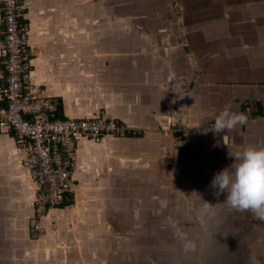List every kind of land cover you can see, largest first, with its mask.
Here are the masks:
<instances>
[{"label": "crops", "instance_id": "crops-1", "mask_svg": "<svg viewBox=\"0 0 264 264\" xmlns=\"http://www.w3.org/2000/svg\"><path fill=\"white\" fill-rule=\"evenodd\" d=\"M21 21L30 81L55 104L56 118L103 117L138 135L81 140L71 200L50 210L34 237L37 186L0 126V264H178L170 252L179 246L198 251L207 242L203 209L215 216L206 202L226 200L212 187L215 170L235 162L229 151L264 147V117L254 116L264 108V32L228 37L223 52H200L195 36L191 50L182 39L168 45L166 35L126 40L100 0H23ZM3 39L0 4V60ZM225 108L252 111L231 133L230 148L225 133L207 130ZM170 232L172 244L161 237Z\"/></svg>", "mask_w": 264, "mask_h": 264}, {"label": "rangeland", "instance_id": "rangeland-1", "mask_svg": "<svg viewBox=\"0 0 264 264\" xmlns=\"http://www.w3.org/2000/svg\"><path fill=\"white\" fill-rule=\"evenodd\" d=\"M100 2L104 7L105 16L120 19L121 35L124 36L122 39L126 40L128 35L137 38L148 35L150 38L153 36V39L166 35L169 39L168 45L177 44V40L182 39L185 49L191 50L194 49L192 38L195 36V49L201 47L200 52H209L212 49L223 52L224 45L230 44L225 41L228 37L241 36L248 31V36L255 38L257 32H260V35L264 32V0ZM253 18L256 22L250 24ZM225 59L227 58L218 57L217 61ZM238 62L240 59H234L230 64ZM215 171L216 174L222 172L219 169ZM224 196L226 197L227 193H224ZM204 201H200L201 205H204ZM206 204L215 208L214 217H209L208 212L204 213L206 209L202 211L201 223L206 225L202 235L207 242L205 241L195 253L192 250H182L179 246L175 253L170 252L171 259H178V264H190L189 260L192 258L195 260L191 264H264V221L257 219L250 211H238L233 208L226 210L230 206L225 200H208ZM40 232L31 230L30 235L37 237ZM184 234L183 239L190 240L189 233ZM164 235L161 237L166 239L169 236L170 244L176 240L173 232ZM191 241L197 243L196 238Z\"/></svg>", "mask_w": 264, "mask_h": 264}, {"label": "built area", "instance_id": "built-area-1", "mask_svg": "<svg viewBox=\"0 0 264 264\" xmlns=\"http://www.w3.org/2000/svg\"><path fill=\"white\" fill-rule=\"evenodd\" d=\"M4 39L0 66V126L23 151L22 166L35 182L32 232H40L41 220L71 200L77 149L81 140L135 137L138 132L106 118L58 119L55 104L37 96L30 81L32 58L29 30L21 21L23 0H0ZM248 108L246 116L252 118ZM264 117V108L262 110Z\"/></svg>", "mask_w": 264, "mask_h": 264}, {"label": "clouds", "instance_id": "clouds-1", "mask_svg": "<svg viewBox=\"0 0 264 264\" xmlns=\"http://www.w3.org/2000/svg\"><path fill=\"white\" fill-rule=\"evenodd\" d=\"M247 116L242 112H233L228 108L213 117L214 123L207 129L217 134L225 133L222 137L224 145L237 125L247 122ZM235 162L231 167L215 175L212 187L217 189L216 195L227 193L225 203L238 211H250L264 221V147L248 145L243 151L232 155ZM231 169V171H229Z\"/></svg>", "mask_w": 264, "mask_h": 264}, {"label": "trees", "instance_id": "trees-1", "mask_svg": "<svg viewBox=\"0 0 264 264\" xmlns=\"http://www.w3.org/2000/svg\"><path fill=\"white\" fill-rule=\"evenodd\" d=\"M262 109H263V107H260V106L258 105V109H257V111L254 113V116H255V115H259V114H261ZM257 113H258V114H257Z\"/></svg>", "mask_w": 264, "mask_h": 264}]
</instances>
